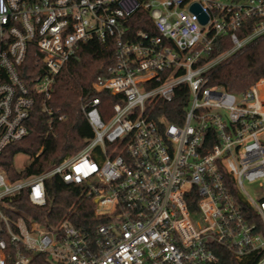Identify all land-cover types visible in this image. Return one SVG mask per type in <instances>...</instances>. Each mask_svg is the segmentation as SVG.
Segmentation results:
<instances>
[{
	"label": "built area",
	"instance_id": "built-area-1",
	"mask_svg": "<svg viewBox=\"0 0 264 264\" xmlns=\"http://www.w3.org/2000/svg\"><path fill=\"white\" fill-rule=\"evenodd\" d=\"M262 36L264 0H0V155L28 135L37 105L50 128L67 119L48 102L83 43L113 42L111 73L92 90L120 97L104 118L100 96H81L93 135L77 154L16 180L0 167V264H221L217 246L264 264V77L241 93L209 84ZM220 37L230 46L208 59ZM183 86L188 104L169 121L162 103ZM51 176L82 186L105 222L10 219L24 191L47 203Z\"/></svg>",
	"mask_w": 264,
	"mask_h": 264
},
{
	"label": "trees",
	"instance_id": "trees-1",
	"mask_svg": "<svg viewBox=\"0 0 264 264\" xmlns=\"http://www.w3.org/2000/svg\"><path fill=\"white\" fill-rule=\"evenodd\" d=\"M144 16L147 17L145 14ZM147 26L145 23L138 24V28L142 29H146ZM151 30L156 33L152 27ZM229 46L227 38H217L214 51L208 59L214 58ZM80 54L79 59L60 74L52 98L48 102L55 111L60 110V113L66 115L67 119L65 121L56 119L50 128L48 125L50 115L43 112L40 105L35 107L28 123V135L9 144L0 155V167L6 171L9 179L16 180L44 173L64 157L81 151L93 135L80 110L81 96H100V111L104 118H108L114 103L120 101L119 96L109 92L98 93L92 90V82L99 74L108 76L111 73L110 68L114 65L116 56L113 42L101 43L93 40L83 43ZM261 77H264V36L218 64L211 73L209 84L241 93ZM176 91L172 102L162 103L161 113L169 121L179 123L180 115L184 114L188 104L190 91L186 86ZM18 154L29 155L32 159L31 164L18 169L15 165ZM81 189L82 186L67 184L60 177L51 176L45 179L47 198L45 205L31 203L27 191H24L13 199L10 210L6 211L10 219L15 221L21 217L27 221L33 219L46 228L58 225L67 216L76 226L93 232L105 220L96 216L95 205L91 199L81 197ZM190 208H193L191 203ZM216 252L221 264H236L232 254L224 247L217 246Z\"/></svg>",
	"mask_w": 264,
	"mask_h": 264
},
{
	"label": "rangeland",
	"instance_id": "rangeland-1",
	"mask_svg": "<svg viewBox=\"0 0 264 264\" xmlns=\"http://www.w3.org/2000/svg\"><path fill=\"white\" fill-rule=\"evenodd\" d=\"M31 162H32V159L29 157V155L18 154L15 158V165L18 169H23L29 166Z\"/></svg>",
	"mask_w": 264,
	"mask_h": 264
},
{
	"label": "water",
	"instance_id": "water-1",
	"mask_svg": "<svg viewBox=\"0 0 264 264\" xmlns=\"http://www.w3.org/2000/svg\"><path fill=\"white\" fill-rule=\"evenodd\" d=\"M192 11H194V12H199V11H201V8L197 5V4H194L193 6H192ZM200 19H201V22L202 23H205L207 20H208V17H207V15H205L204 13H202L201 15H200Z\"/></svg>",
	"mask_w": 264,
	"mask_h": 264
}]
</instances>
